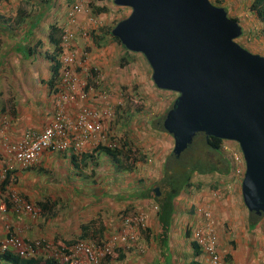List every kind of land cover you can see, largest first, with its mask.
Segmentation results:
<instances>
[{
    "label": "crops",
    "instance_id": "obj_1",
    "mask_svg": "<svg viewBox=\"0 0 264 264\" xmlns=\"http://www.w3.org/2000/svg\"><path fill=\"white\" fill-rule=\"evenodd\" d=\"M17 1L0 0V167L9 165L6 168L12 173L7 189L0 193V239L8 234H15L24 240L39 237L57 242L77 239L81 224L94 220L93 226L96 228L93 230L101 227L100 237L96 236L95 240H103L108 238L110 232L120 233V229H114L119 219V215L115 216L118 211L126 206H135L149 214V228L141 232L135 242H130V239L121 242L111 264H189L192 260L207 264L199 253H195L190 235L185 229V221L197 217L194 208L199 203L208 204L214 209L219 205L220 211L224 210L223 202L211 199L210 190L205 188L203 177H194L195 187L182 195L181 201L176 204L168 241L163 244L158 235L157 217L151 211L153 202L140 196L151 185L150 178L155 180L160 176L158 167L149 165L145 170L143 164H140L137 170L135 168L133 171L115 172L112 166L110 168L107 155L98 151L97 154L93 152L97 155L95 168L87 163L85 165V157H88L86 155L92 152L99 141L106 145L109 143L106 137H86L81 141V150L77 151L72 150V140L67 139L65 148L44 151L28 168L20 166L6 155L4 143L14 141L25 130L41 131L53 117L56 110L54 87L50 88L47 82L51 76L52 65L58 64V73L62 64L60 59L63 49L59 36L67 10L73 2L68 0L61 3L53 0L39 7V1L34 3V0H26L22 6ZM232 1L236 2L221 0L222 5L229 6L232 17L243 14L240 9L252 2H238L236 7L232 5ZM255 14L256 11L252 12V17ZM256 17L259 21L258 16ZM85 20V16L79 18L80 28L87 25ZM261 22H258V27L264 28ZM248 24L246 21V25ZM52 25L57 28L54 33H51ZM93 31L97 35L95 41L91 39V35L83 37L89 46H85L86 40L76 36L74 44L78 46L75 45V52L79 59L82 54L88 53L85 64L99 68L102 74L100 82L111 95L112 101L124 89L134 99L136 95L141 97L144 108L152 111V115L157 113L156 116L162 117L168 107L166 98H162L165 92L154 88L151 71L144 58L134 52H127L120 44L110 41L107 31ZM50 36L55 42L52 38L50 40ZM98 40L105 45L99 46L96 43ZM34 52L42 56L43 61L40 62L36 55H32ZM79 70L82 71L81 68ZM146 96H154V102ZM64 113L74 118L77 105L70 103L64 106ZM108 124L109 121L106 120L105 128ZM115 129L118 131L119 127ZM149 131H152V136L162 138V146L155 149L160 151L159 157L167 155L173 147L171 136L157 125H152ZM152 168L155 171L153 174L150 172ZM197 184L200 185L197 187ZM11 191L27 198L40 209V215L33 218L26 213H15L9 197ZM199 197L203 199L199 201ZM47 200L50 202L43 208L41 203ZM240 209L238 217L237 214L234 215L237 220L230 213L231 223L233 220L240 228L244 225L239 239L233 241L229 240L231 236L228 239L226 235L222 238L217 235L220 256L225 264H264V243L259 247V240L256 239L258 248L246 250L247 234L254 224L250 222L251 217L245 207ZM228 210L235 212L233 206ZM246 216L249 217L248 220ZM255 231L261 233L260 229ZM230 232L229 235H232V231ZM0 264L12 263L0 259Z\"/></svg>",
    "mask_w": 264,
    "mask_h": 264
},
{
    "label": "water",
    "instance_id": "obj_2",
    "mask_svg": "<svg viewBox=\"0 0 264 264\" xmlns=\"http://www.w3.org/2000/svg\"><path fill=\"white\" fill-rule=\"evenodd\" d=\"M113 3L130 12L111 34L145 57L157 88L177 93L162 123L172 154L179 158L197 133L236 142L244 205L264 214V55L236 41L241 25L210 0Z\"/></svg>",
    "mask_w": 264,
    "mask_h": 264
},
{
    "label": "built area",
    "instance_id": "obj_3",
    "mask_svg": "<svg viewBox=\"0 0 264 264\" xmlns=\"http://www.w3.org/2000/svg\"><path fill=\"white\" fill-rule=\"evenodd\" d=\"M83 7L80 0L73 3L67 12L65 23L62 25L60 33V45L63 49L60 59L62 64L59 79L54 88L56 110L52 119L41 131L26 130L14 141L4 143L6 155L24 168L32 166L46 150L65 148L67 139L72 140L73 151L81 150V141L86 137L100 136V133L106 129V120L108 121L114 112L112 107L115 104H111L109 92L100 89V72L97 69L93 73L91 68L83 64L85 63L84 59H78V54L74 50L77 18L84 13ZM84 58L87 59V56ZM123 101L124 97L121 94L118 104ZM70 103L77 105V113L74 118H70L64 113V106ZM224 149L229 151L233 157L234 163L237 165L236 173L240 174L243 171L240 168L243 159L239 152L232 147L226 146ZM7 166L0 167V183L8 171ZM226 187L230 188V185H226ZM11 200L15 213L33 212L32 205L18 195L12 194ZM203 213L206 221L193 228V239L201 246L210 264H224L216 250L217 241L212 226V214L208 209H204ZM145 219L146 215L143 213H128L123 216L120 234H113L107 241L98 244L77 242L69 247L71 253L58 250L52 241H47L43 248L48 253V257L57 259L59 263L107 264L104 260L114 253L120 238L122 240L137 238L139 230L146 227ZM41 243L42 240L26 242L17 236H7L0 241V253L11 250L19 252L21 256H31L37 250L36 248L41 246Z\"/></svg>",
    "mask_w": 264,
    "mask_h": 264
},
{
    "label": "trees",
    "instance_id": "obj_4",
    "mask_svg": "<svg viewBox=\"0 0 264 264\" xmlns=\"http://www.w3.org/2000/svg\"><path fill=\"white\" fill-rule=\"evenodd\" d=\"M40 1L41 3L40 5H38L39 7L40 6L43 7L44 5H47L48 3L53 2V0H40ZM71 1L72 0H69V2ZM215 1L217 2V3L215 2L216 4L221 3V0H215ZM91 7H93V4L91 5ZM250 8L255 10L257 13L259 12L260 16L264 17V0H254L251 3ZM103 10H106L104 6L97 7L94 9V13H97L98 11L101 12ZM260 16H258L259 20L263 21V18H261ZM121 19L122 18H120L119 20ZM233 19L239 22L238 18L233 17ZM119 20H117L115 23H117ZM114 26L115 25H113V27ZM113 27H111L110 31L108 32L110 41L120 44L128 52V50L121 44L120 40L111 34V30ZM55 30L57 31L56 26L52 25L51 33H54ZM76 36H78V33H76ZM91 36L93 40L95 41V38L97 36L94 35V33H91ZM51 38L52 37L50 36V40ZM59 40H60V36H59ZM74 40L76 41V39ZM96 43L99 46L105 45V43H101L99 40L96 41ZM76 46H78V44ZM120 65H122V63ZM58 67L59 66L57 63H54L51 67V76L49 77L48 82H47L50 88H53L56 82L58 81V73H57ZM94 70H97V69L95 67H92L91 71L93 73H94ZM102 88H104V86L101 85L100 89ZM117 103L114 105L115 112H113L111 120L108 119V121L110 122L109 126L106 127V129H104L100 133V136L103 138L106 137L105 135H107L108 136L107 138L110 142L106 145V143L99 141L94 146L92 152L86 155L88 157H85V160H86L85 165L87 163V164L92 165L93 168H95L96 159H97L96 154L98 151L100 153L102 152L107 155L106 158L109 159L112 168L115 170L133 171L135 167L138 166V163L141 164L143 159H145V162H147V160L149 159L150 164H152L153 167H158L160 176L156 178L157 182L154 184V186L149 185V187L145 191L141 192L140 196L150 199L153 203H155L158 206V210L156 211L158 235H159V239L161 240V243L165 244V242L168 241V235L171 229V223L175 215L177 198L180 196V194H182V192H184L185 190H187L189 187L193 185L192 184L193 175L204 176V175H209L215 172L219 174H225V173H228L230 170L229 163L227 159L224 158L225 159L224 164L221 168H219L215 165L212 166V164L209 161H207V159H205L204 157H201L199 154L196 155L190 152L186 154L192 147L191 145L193 143L188 147L187 150H185L181 154L179 158H176L172 154V148L168 155L163 156L165 158L162 157L163 159L159 157L160 152L157 150L155 151L154 148H153L154 151L149 152L145 158L143 154H135L134 150L132 149V144H131L132 140L128 138V136H126V131H124L125 133L123 134V136L122 135L118 136L116 134H109L110 129H113V127L114 129L116 127L121 128V126L127 123L126 129L129 131L130 129L133 128L134 120L136 121L135 118L137 117V122L142 125L140 128V132H147V130L149 131L152 125H154V121L152 118L151 119L142 118L141 116L127 114V118L124 119L125 122H123L119 120L120 115H121L119 109L122 106V103L119 105ZM167 110L168 109L166 108L164 110L163 116L158 117L159 121L156 122L158 124L157 127L165 132L166 130L163 128L162 122H163V117L165 116V112ZM116 116H117V119H116ZM122 133H123V130L121 134ZM199 134H203V133H197L196 136L194 137V140ZM170 136L172 138V135ZM203 136H204V143L209 147V149L220 154L223 139L212 137V136L206 137L205 134H203ZM157 147L159 148L160 146L157 145ZM94 151L96 154L93 153ZM151 154L153 155V159L149 158V155ZM150 172L153 174L155 172L154 168H152ZM11 174L12 173L7 172L5 179L0 185L1 189L4 188L9 183ZM199 185L200 184H197L196 186L198 187ZM155 186H158L159 188L160 193L158 195L154 191ZM24 200L30 203V201L25 197H24ZM47 202L48 200L46 202L41 203L43 208H45L44 206L46 207L48 206ZM250 217H251L250 222L253 224L258 222L260 219V217L255 215L254 213H250ZM93 222L94 220H89L87 223L81 224V232L78 235L77 239L73 238L70 240H63L61 244H59V242L57 241H54V244H56L58 250L64 251L66 253H71V251L69 250V247H72L77 242H91L92 239H93L92 241L95 244L101 243L102 240L100 239L95 240L97 239L96 236L100 237L99 232L101 231L100 230L101 227L97 228L96 230H93L96 228L95 226H93ZM46 242L47 240H42L41 247H45ZM191 243L194 247L195 253L200 254V248L197 246V244L195 242H191ZM0 259H4L5 261L11 262L12 264H55L56 261H58L57 259L51 256L48 257V253L45 250L39 251V252L35 250V252L32 254L31 257H26V258L18 256L17 254L13 253L11 250H6L4 253H0ZM189 264H200V263L198 262V260H192Z\"/></svg>",
    "mask_w": 264,
    "mask_h": 264
},
{
    "label": "rangeland",
    "instance_id": "obj_5",
    "mask_svg": "<svg viewBox=\"0 0 264 264\" xmlns=\"http://www.w3.org/2000/svg\"><path fill=\"white\" fill-rule=\"evenodd\" d=\"M41 2L40 0H34V3L37 2ZM68 0H58V2L61 3H66ZM212 2H216L215 0H211ZM244 1H248V0H236L232 1L233 4L232 5H236V7H238V2H244ZM19 3V5L21 4V6L23 4H25L26 0H18L17 1ZM217 3V2H216ZM82 4H83V12L81 14L82 16H85L86 20H87V29L88 31L91 33L92 30L96 29L97 31H103L102 33H105L106 31L109 32L110 28L113 27V25H115L116 21L119 20L120 18H123L124 16L128 15L130 12L129 8L126 7H119L114 5L113 0H82ZM93 4V7H91V5ZM106 8V10L103 11H98L97 13H94V9L97 7H103ZM240 7V6H239ZM35 9V8H34ZM226 10L228 11L229 15H230V8L229 6L226 7ZM241 12H243V14H240L238 16H235L236 18L238 17L240 20L239 22L242 24V34L241 36H239V38L237 39V42H239L241 45H243L244 47L248 48L250 51H258L259 53H261L262 55H264V28H259L258 22H261L260 20L257 21V17L256 16H260L259 12L255 14V17H252V11L250 10V4L248 2V4L245 5V8L240 9ZM261 18H263V21L261 22L262 25L264 26V17L260 16ZM84 18V17H83ZM256 19L254 23L252 20ZM85 20V22H86ZM246 21H248V25H246ZM249 28V29H248ZM88 33L83 34V32H79L78 33V37H84L83 35H87ZM94 35H96V33H94ZM97 36V35H96ZM84 40H86L85 38H83ZM92 39V36H91ZM92 40H90L91 42ZM80 42V40H79ZM85 46H89L88 45V41L86 40V45ZM87 50V49H86ZM130 51V50H128ZM87 52H89V50H87ZM133 52V51H130ZM254 52V53H255ZM136 54H138L140 57H143V55L141 53L138 52H134ZM32 55H36V58L41 62L43 61L42 56H39V54L36 52H34ZM32 58V57H31ZM144 58V57H143ZM79 59V56H78ZM85 60L84 57H82L80 60ZM145 60V59H144ZM86 61V60H85ZM86 63V62H85ZM83 63V64H85ZM89 68H91V66L87 65ZM96 68H98L97 66H95ZM92 70V69H91ZM29 71H27L28 73ZM100 75L101 72H100ZM33 81H31L32 83ZM102 85V84H101ZM103 86V85H102ZM126 88V87H125ZM154 88L157 89V87L154 85ZM106 90V89H105ZM107 91V90H106ZM108 92V91H107ZM165 92L164 96L162 98H166V103L168 106H170L171 102L174 101V99L176 98L177 94L173 91L168 92V91H164ZM121 94H124V101L122 102V106L120 107V119L121 121L125 122L124 119L127 118V114H133L135 116H141L142 118H152L154 121V126L156 127V125L158 126V124L156 123L157 121H159L157 118L159 116H156L157 113L155 115H152V111L150 110H146L144 108L143 105H139V103L137 102H132L130 97L131 95L129 94V92L127 90H120L118 92V98H113V104H116L119 100V97ZM146 98H148L151 102H154V96L150 97V96H146ZM118 104V103H117ZM119 105V104H118ZM114 112V106L112 107ZM118 110V111H119ZM152 116V117H151ZM112 116L110 117L109 120H111ZM117 119V116H116ZM134 119V118H133ZM132 119V120H133ZM136 121L134 120V127L130 129L129 131L126 129L127 123H125L123 126H121V128L119 127V130L117 131L116 129H110L109 134H116L118 136H123V134L125 133L124 131H126V136H128V138H130L132 140V149L134 150L135 154H143L144 158L148 155L149 152H153V144H155L154 149H157V145L158 146H162V138L160 136L155 137L152 136V131H147V132H140V127L142 126L140 125V123L137 122V117L135 118ZM155 119V120H154ZM157 119V120H156ZM110 123V122H109ZM156 123V124H155ZM109 125V124H108ZM123 130V133L121 134ZM137 134V135H135ZM106 138L108 137L107 135H105ZM105 138V137H104ZM108 139V138H107ZM108 142H110L109 140H107ZM192 147L190 148V150L186 153L188 154L189 152L192 154H199L201 157H204L205 159H207V161H209L212 166H217L219 168H221L224 164V161L226 158L229 166H230V170L228 173L225 174H219L217 172L215 173H211L207 176H200V175H193L195 178L197 177H203V182L205 184V188L209 189L212 192V187H210L211 184H213L215 181H222V183L224 185H231V187L229 189H226V191H223L222 194H220L216 200L219 203L224 204V206H222V208L224 209L223 211H220V206L218 205L217 209L212 208L211 206L209 207V210L212 212V215L216 218L217 221V227H216V232L217 235L219 234V237H223L224 235H226V237L229 239V236H231V239L229 240H238L240 237V231L242 229V227L244 225H242V227H237L236 222L231 223V214L233 213V217L235 218V220H237L238 217V213L241 211L240 208H244V204L241 198L242 194L240 192V186L241 182H242V178L240 179V176L237 175L236 173V164L234 163L233 157L229 154V151H227L226 149H224L226 146L227 147H238V151L240 156L242 157L240 150H239V146L238 144L234 143V141H226L224 140L222 142V147H221V155L219 153H216L215 151L209 149V147L204 143V136L203 134H199L193 144L191 145ZM171 150H169V152L167 153V155L170 153ZM160 152V151H159ZM149 158L153 159V155H149ZM165 158V157H163ZM162 158V159H163ZM243 158V157H242ZM148 162V163H147ZM147 162H145V159L142 160L141 164H143V168L146 170L150 164L149 159L147 160ZM244 163V160H243ZM140 165V163H138V166ZM245 165V163H244ZM137 166V165H136ZM137 166V167H138ZM150 182L151 185L154 186V184L157 182V180L155 179H151L150 178ZM208 186V187H207ZM158 187V186H156ZM203 199V197H199V201H201ZM188 200V199H187ZM188 202V201H187ZM227 202V204L225 205V203ZM238 202V203H237ZM198 205V204H197ZM234 207L235 212L229 211L228 209L230 207ZM205 209V207H197L198 212H203V210ZM129 212H132L134 209L133 207L128 209ZM228 210V211H227ZM122 211V210H121ZM121 211H118V213L115 215L116 217L120 214ZM235 214H237V217L234 216ZM246 214L248 215V212H246ZM247 220H248V216ZM219 223V226H218ZM237 228V230L235 229ZM260 229L261 233H257L255 230ZM232 231V235H229ZM249 233L247 234L248 237V244L246 246V250H255L258 248V241L259 240V247H262L263 243H264V215L262 216V218L256 222L254 224V227H252L251 229H249ZM239 233V234H237ZM263 235V236H261ZM244 241V239H243ZM245 242V241H244ZM229 244V243H227Z\"/></svg>",
    "mask_w": 264,
    "mask_h": 264
},
{
    "label": "clouds",
    "instance_id": "obj_6",
    "mask_svg": "<svg viewBox=\"0 0 264 264\" xmlns=\"http://www.w3.org/2000/svg\"><path fill=\"white\" fill-rule=\"evenodd\" d=\"M76 1H79V0H76ZM75 0H73V2H72V4L73 3H75L76 2ZM81 2H82V0H80ZM211 1V0H210ZM254 0H252V2H253ZM220 2V1H219ZM251 2V3H252ZM213 4H215V5H218V6H223L225 9H226V7L224 6V5H222V3H220V4H216V3H214V2H212ZM251 3H250V5H251ZM71 4V5H72ZM70 5V6H71ZM115 5V4H114ZM70 6H69V8H70ZM119 7H121V6H119ZM127 8V7H126ZM69 10V9H68ZM68 10H67V12H68ZM250 10L252 11V12H255V10H253V9H251L250 8ZM227 13H228V11H227ZM66 16H67V13H66ZM228 16L229 17H231V18H233L232 16H230L229 14H228ZM81 17V15H79L78 16V18H77V32L76 33H78V32H83V34H85V33H88L87 35H91L90 34V32L88 31V27L87 26H85V27H83V28H80V25H79V18ZM125 18V17H124ZM238 18V17H237ZM123 19V18H122ZM259 19V18H258ZM235 20V19H234ZM238 20H240L239 18H238ZM261 21V20H260ZM238 22V21H237ZM240 25H241V27H242V24L240 23V22H238ZM61 28H62V26H61ZM92 32V31H91ZM242 34V33H241ZM84 37L86 36V35H83ZM241 36V35H240ZM239 38V37H238ZM237 38V39H238ZM237 39H236V41H237ZM239 43V42H238ZM240 44V43H239ZM243 46V45H242ZM246 48V47H245ZM248 49V48H247ZM249 50V49H248ZM251 52H253V51H251ZM254 53V52H253ZM255 53H259V52H255ZM259 54H261V53H259ZM262 55V54H261ZM85 57V56H87V58H88V53H84V54H82V57ZM144 57V56H143ZM144 59H145V57H144ZM146 60V59H145ZM146 62H147V60H146ZM147 64H148V62H147ZM149 65V64H148ZM92 67L93 66H91V69H92ZM96 68V67H95ZM149 68H150V71H151V78H152V69H151V67H150V65H149ZM96 69H98V71H99V68H96ZM59 72H60V69H59ZM59 72H58V79H59ZM100 72V71H99ZM58 82V81H57ZM56 82V83H57ZM152 82H153V80H152ZM153 84H154V82H153ZM56 85V84H55ZM155 85V84H154ZM54 88H55V86H54ZM102 89H104V88H102ZM158 90H161V91H163L162 89H160V88H158ZM53 91H55V89L53 90ZM164 91H168V92H171V91H169V90H164ZM177 94V93H176ZM136 95V94H135ZM111 96V95H110ZM111 98V97H110ZM131 99V101L132 102H137V103H139V105H143V103H142V99H141V97H139V96H137L136 95V98L134 99L133 97H131L130 98ZM111 100V104L113 103V101H112V99H110ZM135 100V101H134ZM175 100V99H174ZM172 103L173 102H171V104H170V106H168L167 107V109H169L170 107H171V105H172ZM168 111V110H167ZM166 111V112H167ZM166 112H165V114H166ZM163 119H164V117H163ZM163 123V122H162ZM1 127V126H0ZM1 129V128H0ZM26 131V130H25ZM167 132V131H166ZM168 133V132H167ZM169 134V133H168ZM171 135V134H170ZM172 139H173V137H172ZM194 140V139H193ZM11 141V140H10ZM224 141V140H223ZM226 141H228V140H226ZM232 142V141H231ZM193 143V142H192ZM234 143H236V142H234ZM237 144V143H236ZM239 146V145H238ZM232 148H234V149H238V147H233V146H231ZM172 149H173V147H172ZM239 150H240V148H239ZM238 151V150H237ZM239 152V151H238ZM240 153H241V151H240ZM230 154V153H229ZM241 155H242V153H241ZM242 157H243V155H242ZM108 159V158H107ZM243 160H244V158H242ZM109 160V159H108ZM245 163V162H244ZM244 163H242L241 164V166H240V168H241V170H243L240 174H238V176H240V179L239 180H241V178L243 179V175H244V171H245V165H244ZM140 166V165H139ZM139 166L138 167H135L136 168V170L139 168ZM236 167H237V165H236ZM110 168H111V165H110ZM135 170V169H134ZM113 171H115V172H120V171H122V170H115V169H113ZM129 171H131V170H129ZM8 173H9V171H7ZM7 172H6V174H7ZM6 174H5V177H6ZM198 176V175H197ZM201 176V175H200ZM204 176H207V175H204ZM5 177H4V179H5ZM193 178H194V176L192 177V184L194 183H196V181H194L193 180ZM3 179V180H4ZM3 182V181H2ZM204 183V182H203ZM0 185H1V183H0ZM205 185V184H204ZM227 185H229V184H227ZM4 186V185H3ZM239 186H240V192H241V185L239 184ZM156 187V186H155ZM154 187V188H155ZM191 187H195V185H192ZM191 187H189L187 190H185L184 192H182V194H180V196L177 198V203L178 202H180L181 200V196L182 195H184V194H186V192H188L189 190H190V188ZM210 187H212L213 189H212V192L210 191V197H211V199L212 200H214V199H217V197L220 195V194H222V192L223 191H226V189H229L228 187H226V185H224L223 183H222V181H215L213 184H211L210 185ZM230 187H231V185H230ZM158 188V187H157ZM7 189V185L4 187V188H2L1 189V187H0V193L2 192V191H4V190H6ZM158 190H159V188H158ZM160 193V192H159ZM13 194V192L11 191L10 193H9V197H10V201H11V203H12V200H11V195ZM17 195V194H16ZM19 197H21L23 200H24V197H22V195H18ZM1 197H3V196H1ZM242 198V197H241ZM218 200V199H217ZM242 201H243V199H242ZM176 203V204H177ZM30 204L32 205V207H33V212H29V213H26V214H28V215H30L31 217H33V218H36V217H38L39 215H40V209L39 208H37L36 206H34L31 202H30ZM243 204H244V202H243ZM205 207V209H208L209 210V207H210V205H208V204H204V203H199L198 205H196L195 206V208H194V211H195V214L197 215V217L195 218V219H193V220H189V221H185V229H186V231L189 233V235H190V238H191V242H195L196 244H197V246L200 248V257H203L204 258V260H205V262H207V264H210V262L207 260V256H206V254L204 253V251L202 250V248H201V246L193 239V228L195 227V226H197L198 224H200V223H202V222H205L206 221V217H205V215H204V213L202 212H198V210H197V207H199V208H201V207ZM245 206V205H244ZM133 207V211L132 212H139V213H143V214H145L146 215V219H145V222H146V227L144 228V229H140L139 230V233H138V235H137V238H135V239H133V240H131L130 239V242H135L136 240H138V238L140 237V233L141 232H143V231H145V230H147L148 228H149V214H147V213H145V212H143V211H140V210H138V209H136L135 208V206H126L121 212H120V214H119V219L117 220V222H116V225H115V228L114 229H120V233H121V228H122V219H123V216L124 215H126V214H128V213H132V212H129V210L128 209H130V208H132ZM12 209H13V203H12ZM245 209L248 211V209L246 208V206H245ZM158 210V206L155 204V203H152V205H151V211L152 212H154L155 213V215H156V211ZM35 212V213H34ZM211 212V211H210ZM249 212V211H248ZM250 213H252V212H249V214ZM19 214H25V213H19ZM211 214H212V212H211ZM256 215V214H255ZM264 214H262L261 216H259L260 217V219L262 218V216H263ZM156 217H157V215H156ZM259 219V220H260ZM212 221H213V224H212V226H213V228H214V234H215V237H216V241H217V244H216V250H217V252H218V254H219V256H220V253H219V245H218V242H219V240H217V238H218V236H217V230H216V227H217V221H216V218L212 215ZM119 224V225H118ZM120 233H115V232H110L109 233V235H108V238L107 239H103L102 240V242H105V241H107L110 237H111V235H113V234H120ZM7 236H17V235H15V234H8V235H6L4 238H6ZM17 237H19V238H21L20 236H17ZM120 237V236H119ZM3 238V239H4ZM3 239H0V241L1 240H3ZM21 239H23V238H21ZM24 240V239H23ZM35 240H47V241H52L53 243H54V241L53 240H50V239H47V238H44V237H39V238H35V239H32V240H24V241H26V242H33V241H35ZM125 240H128L129 241V238H125L124 240H122L121 238H120V242H118L117 244H116V247H115V249H114V253L112 254V255H110L109 257H107L104 261H105V263H107V264H111V261H112V259L114 258V256H115V254H116V251H118L117 250V248L119 247V244L121 243V242H123V241H125ZM91 242H93L92 240H91ZM101 242V243H102ZM59 244H61V242H59ZM40 248V249H39ZM39 249V250H38ZM37 250H38V252L39 251H43L44 250V248L42 247L41 248V246L40 247H38L37 248ZM36 250V251H37ZM13 253H15V254H17L18 256H20V257H23V258H26V257H31V256H21L20 254H19V252H13ZM221 257V256H220ZM221 259H222V261H223V263L225 264V262H224V260H223V258L221 257ZM55 264H66V263H59L58 261H56V263Z\"/></svg>",
    "mask_w": 264,
    "mask_h": 264
}]
</instances>
